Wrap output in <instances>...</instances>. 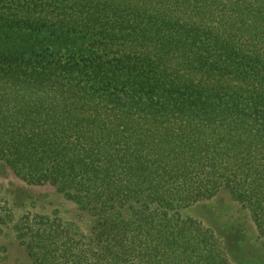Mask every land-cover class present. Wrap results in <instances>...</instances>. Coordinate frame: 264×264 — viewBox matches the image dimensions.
I'll return each mask as SVG.
<instances>
[{"label": "trees", "instance_id": "obj_1", "mask_svg": "<svg viewBox=\"0 0 264 264\" xmlns=\"http://www.w3.org/2000/svg\"><path fill=\"white\" fill-rule=\"evenodd\" d=\"M0 162L93 219L0 197L31 264H232L222 192L264 245V0H0Z\"/></svg>", "mask_w": 264, "mask_h": 264}, {"label": "rangeland", "instance_id": "obj_2", "mask_svg": "<svg viewBox=\"0 0 264 264\" xmlns=\"http://www.w3.org/2000/svg\"><path fill=\"white\" fill-rule=\"evenodd\" d=\"M0 197L7 199L16 220L38 214L58 217L75 224L85 234L91 232L93 219L64 193L50 184L36 185L17 176L0 162ZM183 218L198 220L220 239L232 264H264V245L251 210L229 192L179 210ZM0 264H31L25 248L10 226L0 228Z\"/></svg>", "mask_w": 264, "mask_h": 264}]
</instances>
